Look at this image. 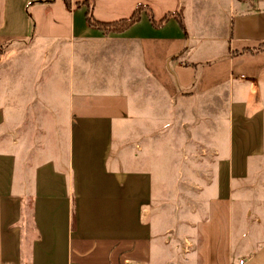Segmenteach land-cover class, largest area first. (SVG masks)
Instances as JSON below:
<instances>
[{"label": "crops", "instance_id": "0c3cea01", "mask_svg": "<svg viewBox=\"0 0 264 264\" xmlns=\"http://www.w3.org/2000/svg\"><path fill=\"white\" fill-rule=\"evenodd\" d=\"M69 1L70 9L65 0H0V58L11 43L33 42L39 60L40 49H49L43 62H51L57 47L79 46L80 60L103 72L93 79L82 65L75 79L72 68L57 75L51 64H38L10 72L23 80L15 90L1 75L0 264H165L163 249L173 260L181 253L183 261L175 264H264V213L258 220L243 213L242 199L234 197V184L257 174V159H264V50L255 52L264 45V0H241L225 13L233 18L231 36L213 39L205 60L213 81L198 87L182 78L200 63L193 45L198 33L186 25L194 15L188 0ZM139 6L146 7L140 22L123 33L88 26L89 9L97 21L113 23ZM177 12L187 34L174 17L160 28L152 25L151 14L160 22ZM200 19L191 23L205 31L222 21ZM236 59L245 64L236 69ZM254 59L253 70L248 63ZM121 75L146 79L170 98H207L209 123L224 128L209 152V177L198 179L206 183L199 215L182 220L191 228L184 244L168 229L160 238L146 216L154 174L160 189H170V168L174 163L183 176L186 155L176 151L170 162L167 151L128 145L121 131L136 116V97L127 80H115ZM199 164L193 168L201 176Z\"/></svg>", "mask_w": 264, "mask_h": 264}, {"label": "rangeland", "instance_id": "374dc122", "mask_svg": "<svg viewBox=\"0 0 264 264\" xmlns=\"http://www.w3.org/2000/svg\"><path fill=\"white\" fill-rule=\"evenodd\" d=\"M239 1L241 0H188L194 15L193 17L188 15L186 25L191 33H198L199 40H195L193 45H198V60L200 61L197 68L189 66L186 72L182 73V78L190 86L198 87L201 82H205L207 85L212 83V68L209 67L211 65L205 63V60H208L206 53L208 48L213 47L214 38H230L233 18H227L225 13H228V10L232 9ZM197 15L206 20L218 18L222 21L213 29L205 31L198 25L192 24H197L201 21ZM12 44L9 45L10 48L5 47L7 50L9 49L7 56L0 58V80L1 75H3L5 85H10L8 86L10 90H15L18 82L22 80L18 79L16 75L11 76L10 72L12 70L22 72L26 69H32L34 65L38 64L41 65L42 69L51 64V68L57 70V75H65L66 71L68 72L72 68V74L75 79L78 77L82 65L86 67L85 72L91 71L90 75L93 79H95L94 74H103V72H99L92 66L93 61L85 63L80 60L82 49L79 46L57 47L54 54L50 53L51 62H43L42 58L45 53H48L47 50L49 49L46 50L47 52L43 48L40 49L38 53L41 55V60H39L37 51H33V42L20 43L15 46H12ZM226 46L228 47L229 43H226ZM242 48L243 46L240 45L233 47L232 44L233 50H242ZM70 54H72L74 62L69 60ZM54 57L56 61L52 60ZM258 63L254 59L248 64L254 70ZM244 64V60L238 61L236 59V69ZM219 70H223V68H219ZM2 71L5 72L1 74ZM115 78L118 82L127 80L129 93L136 97V116L121 131L122 135L127 136L128 145L131 147L141 145V147L151 148L153 151H167L172 156V158H169L170 162L175 161L176 151L182 150L186 155L183 176L177 174L174 163L172 168H170V173L167 177L170 189H160L161 182L157 179L159 173L154 174L156 181L154 182L153 205L150 209L147 207V211L151 212L146 216L147 223L154 227L160 238L166 235L164 233L168 229L175 231L177 234L176 236L179 238L177 245L184 244L181 241L191 228L182 220L193 219V217L199 215L196 208H198L197 205L200 201L203 203L202 197L206 192L203 187L206 183H200L198 179L200 177L201 179L209 177L212 169L211 164L213 163V159L209 158V152L215 144L213 142L215 141V136H220L218 135V129L223 131L224 128L217 126L215 130L213 123H209L208 115L210 109L206 105L209 103L207 98L194 97L192 95L170 98L151 85L146 79L132 82L122 75ZM31 79L26 77L25 81H30ZM169 82L173 85L175 84V75L170 74ZM217 144L219 145L220 143L218 142ZM198 160L200 161L201 176L197 175V169L194 170L193 168L194 162ZM257 161L260 163L259 172L252 175L253 177L247 181L242 179V182L235 183L234 197L242 199L240 200L242 201L240 208L243 213L248 211L258 220L261 217L263 218L262 215L264 213V159L262 162L258 159ZM153 165L155 171L157 169L160 171V168L155 163ZM244 183L245 185H242ZM30 208V206L26 207L24 212L30 214ZM200 210H202V205H200ZM162 251L161 258L165 264H175V262L183 259L180 252H176V257L173 260V255L170 254L169 249H163Z\"/></svg>", "mask_w": 264, "mask_h": 264}, {"label": "trees", "instance_id": "16d2710c", "mask_svg": "<svg viewBox=\"0 0 264 264\" xmlns=\"http://www.w3.org/2000/svg\"><path fill=\"white\" fill-rule=\"evenodd\" d=\"M65 3H66L67 8L70 9L71 8L70 1L69 0H65ZM78 6H82V5L81 4H78ZM144 10H146V7L139 6L134 11V13L132 14V16L129 19H123V20L116 21V22H113V23H103V22L97 21L94 18V16L92 15L91 9H89L87 11V14H86V16H87V23H88V26L90 28H94V29L103 31L105 34H110V33H123L125 31H127L128 29H130L135 24H137V23L140 22V20H141V14H142V12ZM171 17H174L177 20V22L180 25L181 29L187 34V31H186V28H185V25H184V22H183V18H182L181 14L179 12L172 13V14L167 15L160 22H157L154 19L153 15L151 14L150 15V20L152 22V25L155 28H160L164 24H166ZM255 50H256L255 52H259V51L264 50V45L261 46L258 49H255Z\"/></svg>", "mask_w": 264, "mask_h": 264}, {"label": "built area", "instance_id": "2783aa9c", "mask_svg": "<svg viewBox=\"0 0 264 264\" xmlns=\"http://www.w3.org/2000/svg\"><path fill=\"white\" fill-rule=\"evenodd\" d=\"M240 264H244V261H240Z\"/></svg>", "mask_w": 264, "mask_h": 264}]
</instances>
